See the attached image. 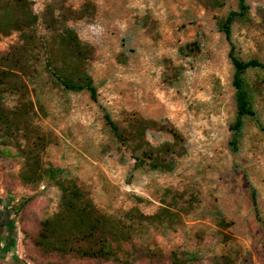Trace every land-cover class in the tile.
<instances>
[{"label":"rangeland","instance_id":"374dc122","mask_svg":"<svg viewBox=\"0 0 264 264\" xmlns=\"http://www.w3.org/2000/svg\"><path fill=\"white\" fill-rule=\"evenodd\" d=\"M31 1L39 15L38 34L47 36L51 18H55L56 24L66 22L83 42L93 46L88 71L98 90V101L94 102L86 91L47 85L39 92L44 106L40 111L29 84L35 121L46 138L42 164L63 168L68 178L107 213L123 214L136 208L152 214L165 206L162 200L167 190L179 193L178 207L171 206L178 212L173 225L135 233L136 247L145 245L166 254L196 251L200 256L196 264H211L214 256L226 251L235 254L236 264H264V229L255 219L249 190L251 183L264 217V87L262 95L255 98L262 127L248 121L240 150L232 154L227 147L228 125L235 115L232 65L230 46L218 30L217 20L235 9L237 0H224L218 7L210 6L207 0ZM246 1L249 18L234 24L233 42L241 58L264 61L260 13L264 0ZM85 2L94 5V15L70 19L69 11ZM192 41L199 43L198 51L180 52L181 46ZM18 43L16 31L0 35V64ZM247 78L252 83L264 78V72L251 70ZM102 108L121 124L136 114L176 127L185 138L186 152L176 159L174 170L134 169L129 152L114 142L106 128ZM146 137L153 145L170 140L168 134L156 130H149ZM23 141L21 133L0 137V214L5 208L16 228L14 251L0 248V264L56 260L44 257L33 246L32 238L39 222L57 210L60 191L47 178L37 184L21 181L24 158L18 151ZM216 211L232 223L219 227ZM220 231L229 236L227 243L221 241Z\"/></svg>","mask_w":264,"mask_h":264},{"label":"trees","instance_id":"16d2710c","mask_svg":"<svg viewBox=\"0 0 264 264\" xmlns=\"http://www.w3.org/2000/svg\"><path fill=\"white\" fill-rule=\"evenodd\" d=\"M207 1L212 7L224 3V0ZM249 10L246 0H237L236 8L217 20L218 30L230 46L228 57L232 65L235 115L228 125L230 135L227 147L232 154L240 150L248 121L262 127L255 98L263 93L264 78L250 83L247 73L251 70L264 72V61L257 57L241 58L232 37L234 24L247 22ZM94 11V5L85 2L79 9L69 11L70 19L91 17ZM260 13L264 20V8ZM38 20L39 15L34 11L31 0H0V35L16 31L19 36L18 45L2 57L0 64V126L4 130L0 137L21 133L24 144L20 145L18 153L24 158L20 173L23 183L37 184L47 178L54 181L60 191L57 210L39 222L32 238L33 246L44 257L56 258L45 264H74L73 259L122 264H136L140 260L145 264L198 263L200 256L196 251L172 250L166 254L145 245L136 247L133 242L135 233L140 234L149 227L165 229L173 225L178 212L172 208L178 207L180 197L176 191L167 190L162 200L165 206L152 214H143L136 208L123 214L107 213L98 208L75 180L68 178L63 168L42 164L41 152L46 138L42 127L35 121L37 113L30 97L29 84L33 85L40 111L44 106L39 92L47 85L64 91H86L94 102L98 101V90L88 71L93 46L83 42L75 28L66 22L56 24L58 21L55 18H51L50 33L40 35L36 30ZM199 48V43L192 41L179 50L186 55ZM102 110L106 128L114 142L129 152L134 169L173 171L176 159L185 154V138L173 125L136 114L127 116L121 124L105 108ZM149 130L164 132L170 140L153 145L146 137ZM30 139L28 143L31 146L27 145ZM249 190L255 219L264 229L257 190L251 183ZM167 197L169 200H165ZM190 202L193 201H189L191 206ZM22 206L23 202L15 209ZM216 221L221 228L232 223L227 222L220 211H216ZM220 237L222 242L227 243L229 236L226 233L220 231ZM126 244L129 248H124ZM211 264H236V256L232 251H226L214 256Z\"/></svg>","mask_w":264,"mask_h":264},{"label":"flooded vegetation","instance_id":"af4514ba","mask_svg":"<svg viewBox=\"0 0 264 264\" xmlns=\"http://www.w3.org/2000/svg\"><path fill=\"white\" fill-rule=\"evenodd\" d=\"M0 217V248L5 252L12 253L16 234L15 225L5 208L1 210Z\"/></svg>","mask_w":264,"mask_h":264}]
</instances>
